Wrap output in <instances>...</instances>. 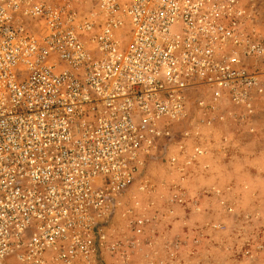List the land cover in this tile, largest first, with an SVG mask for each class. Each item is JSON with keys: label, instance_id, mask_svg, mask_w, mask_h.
Returning a JSON list of instances; mask_svg holds the SVG:
<instances>
[{"label": "built area", "instance_id": "obj_1", "mask_svg": "<svg viewBox=\"0 0 264 264\" xmlns=\"http://www.w3.org/2000/svg\"><path fill=\"white\" fill-rule=\"evenodd\" d=\"M263 8L0 0V264L126 263L149 225L126 198L150 163L184 180L212 146L264 132Z\"/></svg>", "mask_w": 264, "mask_h": 264}, {"label": "rangeland", "instance_id": "obj_2", "mask_svg": "<svg viewBox=\"0 0 264 264\" xmlns=\"http://www.w3.org/2000/svg\"><path fill=\"white\" fill-rule=\"evenodd\" d=\"M259 17L264 31V16ZM229 145L212 146L200 165L187 171L184 180L177 169L168 165V156L150 163L144 178L148 188L145 191L134 188L126 198L127 208L138 212L134 217L149 219L148 227L139 237L142 245L127 246L126 263L112 257L105 259L104 264H264L263 194L256 189L257 195H244L246 181L236 182L228 177L220 181V177L211 176L216 163L230 157L233 144ZM248 149L241 153L244 157ZM180 188L186 192V202L172 203V191ZM126 219L116 215L115 235L131 241L129 224L133 217L128 214ZM7 262L16 263L13 257Z\"/></svg>", "mask_w": 264, "mask_h": 264}, {"label": "crops", "instance_id": "obj_3", "mask_svg": "<svg viewBox=\"0 0 264 264\" xmlns=\"http://www.w3.org/2000/svg\"><path fill=\"white\" fill-rule=\"evenodd\" d=\"M260 12L264 16V8ZM258 19L260 20L262 18L258 17ZM259 118L261 124L264 126V104L260 107ZM256 142H260V144L255 145ZM217 144L219 145V143ZM232 144L234 145L232 147L233 149H230V157H227V160L221 157L222 159L216 163L217 167L211 176L213 178L220 177V181H224L226 177L236 182L246 181L247 186L243 193L244 195H246L245 193L250 196L257 195V189L259 190V194H263L264 197V132H261L258 137L251 138V140L249 138H247V141L237 140ZM246 148H249V153H247V157H244L241 153ZM259 169H261L260 172ZM229 170L231 175H228L230 173ZM261 184L263 186L262 188Z\"/></svg>", "mask_w": 264, "mask_h": 264}]
</instances>
